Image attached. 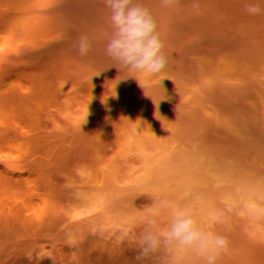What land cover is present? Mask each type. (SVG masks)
<instances>
[{
    "label": "trees",
    "instance_id": "trees-1",
    "mask_svg": "<svg viewBox=\"0 0 264 264\" xmlns=\"http://www.w3.org/2000/svg\"><path fill=\"white\" fill-rule=\"evenodd\" d=\"M138 2L167 58L157 75L105 55L101 0H0V264H171L163 247L136 259L160 198L228 239L217 264H264V11H245L264 0Z\"/></svg>",
    "mask_w": 264,
    "mask_h": 264
},
{
    "label": "clouds",
    "instance_id": "clouds-1",
    "mask_svg": "<svg viewBox=\"0 0 264 264\" xmlns=\"http://www.w3.org/2000/svg\"><path fill=\"white\" fill-rule=\"evenodd\" d=\"M101 2L109 11L111 29L105 55L119 64V70L126 69L129 73L145 76L161 73L167 65V58L149 9L138 0ZM161 3L168 7L178 3V0H161ZM245 11L249 15H260L264 9L259 3L251 2L245 5ZM75 47L80 56H86L91 50V41L88 36L80 35ZM152 201L141 210L144 227L138 239V261L155 255L163 247L171 255V264H178L186 252L194 253L202 264H217L221 254L229 251L228 239L198 226L190 209L179 207L167 198ZM164 212L168 213L167 223L161 226L158 217ZM211 219L216 221L219 215L214 214Z\"/></svg>",
    "mask_w": 264,
    "mask_h": 264
},
{
    "label": "bare ground",
    "instance_id": "bare-ground-1",
    "mask_svg": "<svg viewBox=\"0 0 264 264\" xmlns=\"http://www.w3.org/2000/svg\"><path fill=\"white\" fill-rule=\"evenodd\" d=\"M16 23H20V18L16 20ZM30 40H31V39H30ZM28 42H29V41H27V43H28ZM27 48H30V47H27ZM8 101H10V102H14V103H16V104H17V102H18V100L13 99V98L9 99ZM48 109H49V108H46V109H44V110H38V111H39L40 113H43V112L47 111ZM38 111H36L37 114H39ZM54 123H55V124H54L53 127H52V126L49 127L50 136H51V138H52L55 142H60V141L64 140V138H65V136L63 137V135L66 133V129L63 130V129L61 128V126L63 125V126H65V128H66V120H60V121H58V122H54Z\"/></svg>",
    "mask_w": 264,
    "mask_h": 264
}]
</instances>
